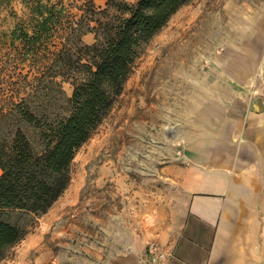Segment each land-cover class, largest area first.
Returning a JSON list of instances; mask_svg holds the SVG:
<instances>
[{
  "label": "rangeland",
  "instance_id": "rangeland-1",
  "mask_svg": "<svg viewBox=\"0 0 264 264\" xmlns=\"http://www.w3.org/2000/svg\"><path fill=\"white\" fill-rule=\"evenodd\" d=\"M35 1L0 0V103L10 99L7 91L31 85L35 62L20 29L25 23L31 36ZM107 3L94 0L99 9ZM82 42L93 44L94 33ZM62 87L70 97L71 86ZM256 98L264 111V0H192L181 7L143 49L112 109L75 153L58 207L74 228L55 264H108L110 243L129 231L138 239L182 225L186 202L177 177L186 148L229 136L238 144L235 131ZM41 218L28 221L23 240ZM19 244L0 264H18ZM150 245L162 250L149 242L148 257Z\"/></svg>",
  "mask_w": 264,
  "mask_h": 264
},
{
  "label": "trees",
  "instance_id": "trees-1",
  "mask_svg": "<svg viewBox=\"0 0 264 264\" xmlns=\"http://www.w3.org/2000/svg\"><path fill=\"white\" fill-rule=\"evenodd\" d=\"M81 1L36 0L31 36L21 25L35 70L31 85L0 103V261L24 239L28 221L65 192L76 151L112 109L135 61L192 0H108L106 9ZM86 32L94 33L91 45L82 42Z\"/></svg>",
  "mask_w": 264,
  "mask_h": 264
},
{
  "label": "crops",
  "instance_id": "crops-1",
  "mask_svg": "<svg viewBox=\"0 0 264 264\" xmlns=\"http://www.w3.org/2000/svg\"><path fill=\"white\" fill-rule=\"evenodd\" d=\"M249 101V113L234 130L238 144L229 136L186 148L177 177L186 202L182 225L138 239L129 231L110 243L108 264H264V111L257 98ZM60 198L19 244L18 264H55L65 256L60 249L69 250L63 241L74 226L68 212L59 211ZM152 241L166 255L162 261L146 255Z\"/></svg>",
  "mask_w": 264,
  "mask_h": 264
},
{
  "label": "built area",
  "instance_id": "built-area-1",
  "mask_svg": "<svg viewBox=\"0 0 264 264\" xmlns=\"http://www.w3.org/2000/svg\"><path fill=\"white\" fill-rule=\"evenodd\" d=\"M148 253L152 257L153 260L162 261L166 257V255L163 252H161L158 249V247L155 245H150L148 247Z\"/></svg>",
  "mask_w": 264,
  "mask_h": 264
}]
</instances>
